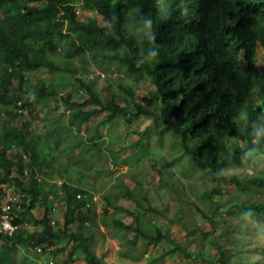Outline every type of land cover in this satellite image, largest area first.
<instances>
[{"label":"trees","instance_id":"trees-1","mask_svg":"<svg viewBox=\"0 0 264 264\" xmlns=\"http://www.w3.org/2000/svg\"><path fill=\"white\" fill-rule=\"evenodd\" d=\"M79 2L83 10L97 11L104 22L114 11L119 13L120 21L113 28L106 24L107 28L102 29L94 18L79 20L74 11ZM189 2V16L174 13L162 21L155 18L153 0H0V200L3 184L25 196L22 211L13 217L16 231L11 237L0 235V264H12L16 248L29 252L37 245L55 246L49 252L54 256L63 253L70 243L77 244L85 264H106V256L94 250V225H89L94 205L84 209V201L77 199L78 194L88 193L89 184L75 176L74 166L60 161V149L73 134L69 129L74 127L80 136L82 126L102 113L105 117L95 126V133L77 139L71 152L89 147L99 152L103 144L96 141L102 138V124L109 126L122 117L128 124L132 118H153L177 138L190 163L214 182L204 194L206 201L221 195L222 186L228 182L242 193L264 191V179L242 182L234 175L227 178L225 172L240 161V151L252 139L247 131H237L231 119L235 110L247 106L254 118L264 108V54L261 69L256 66L258 49L264 51V0ZM130 11L131 16L127 15ZM140 13L155 18L159 63L141 62L138 52L147 48V42L128 30L129 20ZM122 45L126 47L122 49ZM73 52L91 57L94 63L98 57L103 63L113 61L127 76L146 79L154 90L136 103L132 90L124 85L120 86L123 106L112 98L102 100L93 83L85 82L89 74L86 59L79 71L72 63ZM41 71L69 73L79 85L76 90L84 95L79 103H70L71 94L61 98L68 110L73 109L69 126L51 127L44 135L35 132L31 122L20 120L23 112H35L37 104L57 99L50 83L30 80ZM219 168L225 169L224 174L214 175ZM120 197L133 201L135 208L109 204V190L108 198L103 196V214L112 209L132 217L130 224L112 221L125 234H133L132 245L140 239L144 250L162 240L176 244L168 229L145 223L144 217L135 212L143 207L133 191L123 187ZM143 201L146 212L164 215L146 197ZM54 204L62 213L59 228L50 225ZM37 208L42 209L39 221L34 216ZM240 208L264 214V203L241 204ZM198 210L203 220L209 218ZM32 222L42 230L27 233L24 225ZM243 227H229L221 238L234 243L228 239L230 228L241 233ZM208 234L202 233L203 238ZM236 246V252L231 253L219 244L212 253L211 246L203 244L196 252L182 254L205 264H262L243 256L240 241ZM177 247L168 252H176ZM159 258L164 260L165 254Z\"/></svg>","mask_w":264,"mask_h":264},{"label":"rangeland","instance_id":"rangeland-1","mask_svg":"<svg viewBox=\"0 0 264 264\" xmlns=\"http://www.w3.org/2000/svg\"><path fill=\"white\" fill-rule=\"evenodd\" d=\"M90 16L93 15L78 9L79 20L84 21L91 18ZM93 18L102 29L107 28L100 15L95 14ZM263 54L264 51L259 48L256 58L258 69L262 67ZM71 59L74 67L79 71L82 70L81 66L86 59L85 66L89 74L84 78L85 82L93 83L102 100L112 98L118 105L123 106L124 95L120 86L124 87V85L132 90L136 103H141L142 98L154 90L146 79L127 76L113 61L103 63L102 58L98 57L94 63L91 57L83 58L76 52L72 53ZM30 80L33 83L40 80L50 83L58 95L57 99H49L45 103L37 104L35 112H23L20 120L31 122L35 132L42 135L51 127H68L73 109L68 110L61 98L71 94L70 103L82 102L84 98V95L76 90L79 89V85L75 78L63 71L55 73L41 71L31 76ZM104 117L105 114L102 113L91 118L82 126L80 136L77 135L74 127L69 129L73 134L71 140L60 149V161L74 166L75 176L84 178L89 184L86 189L88 193L97 197V202L90 210L89 225H94V250L97 255L106 256V264H205L186 259L182 251L196 252L203 247V244H207L214 253L215 246L220 244L234 253L238 241L241 242L240 248L247 260L264 264V214L255 215L251 221L243 219L240 215L241 204L264 203V191L251 190L242 193L228 182L222 186L221 195H214L210 201H206L204 194L211 190L214 182L190 163L179 148L177 138L153 118H132L131 123L128 124L122 117L109 126L102 124L99 127L102 138L96 141L103 144L99 152L90 147L71 152L72 144L80 137L86 138L89 133L94 134L95 126L103 121ZM225 172L227 178L234 175L242 182L251 178L264 179V158L254 165L238 161L229 166ZM56 183L60 185V181ZM123 187L133 191L136 201H139L143 207L135 211L139 216L144 217L143 221L149 225L168 229L171 241L176 244L162 240L144 250L142 239L138 240L136 245H132L130 241L133 239V234H125L112 222L119 219L124 224H130L133 223L131 216H127L121 210L112 209L103 214L106 203L103 196L108 198L109 190L111 200L110 202L108 198L109 204L122 208L126 206L135 208L133 201L120 197ZM144 197L151 206L163 210L164 215L158 216L157 212L155 214L146 212ZM215 208L217 210H214ZM198 209L209 218L203 220ZM34 216L36 221H39L42 217V209H35ZM61 216V211L54 204L53 213L50 214L51 220L55 221L53 227H60ZM238 224L244 226L242 232L238 233L234 228H230L228 234V239L235 242L224 241L221 238L224 230L237 227ZM24 228L27 233L42 230V227L35 222L25 224ZM202 233L209 234L204 239ZM176 245L178 246L176 252H168L176 248ZM43 247H49L51 251L55 250V246L43 245ZM162 254H165V259L160 261L159 256ZM13 256L12 264H85L81 250L74 243H70L63 253L54 256L48 251L39 255L34 254L33 249L26 252L20 248H16Z\"/></svg>","mask_w":264,"mask_h":264},{"label":"clouds","instance_id":"clouds-1","mask_svg":"<svg viewBox=\"0 0 264 264\" xmlns=\"http://www.w3.org/2000/svg\"><path fill=\"white\" fill-rule=\"evenodd\" d=\"M81 4V2L76 4L74 11L79 8L82 12H93L83 10ZM153 8L155 10V18L162 21L168 20L174 13H178L182 17H187L191 14L189 0H153ZM97 14L99 15L98 12ZM127 15L131 16V11L127 13ZM90 17L93 18L94 16ZM155 18L150 13H140L137 14L135 18L131 19L128 24V30L133 35L139 37L142 41L147 42V48H142L138 52V56L142 63H159L160 46L156 43L157 32L154 28ZM119 21L120 15L114 11L105 23L109 26V28H113L117 23H119ZM121 47L123 49L126 46L122 45ZM29 95L34 96L31 92H29ZM231 119L238 132L243 133L247 131L252 138L251 142L240 151L239 160L254 165L257 161L264 158V108L257 111L253 118L248 110V107L241 106L235 110ZM224 171V168H219L214 172V175L222 176ZM240 215L243 219L251 221L255 216V212L252 208H245L241 211ZM34 254L37 253L34 251Z\"/></svg>","mask_w":264,"mask_h":264},{"label":"built area","instance_id":"built-area-1","mask_svg":"<svg viewBox=\"0 0 264 264\" xmlns=\"http://www.w3.org/2000/svg\"><path fill=\"white\" fill-rule=\"evenodd\" d=\"M78 9H75L78 15ZM81 10V9H80ZM93 16L97 14L96 11L89 12ZM2 199L0 201V235L3 237H10L16 231V226L13 225V217L22 211V204L25 196L21 193L14 191L11 187L1 185ZM77 199L84 201V209L91 208L96 202L97 197L95 195L86 193L78 194ZM50 225H54V222L50 220ZM34 251L37 254H43L45 251L51 252V248H44L43 245L36 246Z\"/></svg>","mask_w":264,"mask_h":264}]
</instances>
